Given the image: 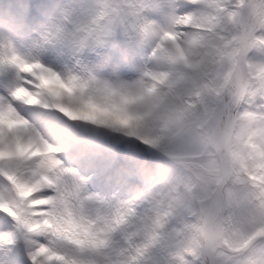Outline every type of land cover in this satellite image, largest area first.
Wrapping results in <instances>:
<instances>
[{"label": "snow or ice", "instance_id": "snow-or-ice-1", "mask_svg": "<svg viewBox=\"0 0 264 264\" xmlns=\"http://www.w3.org/2000/svg\"><path fill=\"white\" fill-rule=\"evenodd\" d=\"M54 7L52 0H16L13 11L42 21ZM160 11L169 17L163 26L150 18ZM125 18L155 44L157 84L147 104L143 91L121 92L120 102L115 90L98 95L90 82L65 78L0 41V70L16 72L12 86L0 87V264H232L210 248L178 242L188 215L148 180L162 139L151 135L148 116L181 107L170 99L174 66L190 63L182 76L191 79L226 57V68L251 88L238 102L229 90L225 106L264 120V0H178L163 8L124 0L90 21L65 16L41 39L49 45L69 34L98 39L101 25L106 31ZM35 106L61 114L63 127L38 131L26 118ZM229 211L221 207L216 216ZM241 264H264V248Z\"/></svg>", "mask_w": 264, "mask_h": 264}, {"label": "rangeland", "instance_id": "rangeland-1", "mask_svg": "<svg viewBox=\"0 0 264 264\" xmlns=\"http://www.w3.org/2000/svg\"><path fill=\"white\" fill-rule=\"evenodd\" d=\"M123 2L124 0H108L107 3H102L101 0H52L55 7L49 20L65 21V16H68L71 20L86 22L96 18L103 8L118 6ZM156 6L163 8L161 5ZM186 11L189 9L186 8ZM8 15L9 13L3 14L6 17ZM22 18L26 23L17 29V34H42V21L24 16ZM154 18L162 25L163 19L167 22L169 17L167 13L160 11ZM113 37L111 45H98L100 58L97 54H92L98 62L84 61L71 68L77 78L90 82V90L98 95L106 93L100 79L103 69L112 70L111 75H107L110 80L116 78L117 67H122L126 75H130L131 70L136 69V63H130L129 58L144 50L148 52L149 44L152 43L144 37L142 26L135 19L125 18L117 22ZM196 58L200 59L199 56ZM118 62L124 64L113 65ZM212 64L213 62L207 64L209 72L205 77L208 85L203 91L197 89L198 85L190 78L182 80L178 85L176 98L181 107L175 110L174 126L170 129L171 132L161 131L154 135L162 139L159 149L153 151L167 162L168 169L174 173L173 177L181 188L179 203L187 211L188 219L184 221V231L177 237L178 242L186 249H203L205 228L212 224L216 257L221 261L241 264L251 261L264 248V215L259 210L264 202L257 200L259 195L253 190L247 194L242 193L243 183L234 170V145L232 148L233 138L238 130V116L231 111L227 115L228 107L224 104V97L230 90L233 101L236 95L234 102H238L246 95L249 83L236 76L230 67L226 68L225 63L217 67ZM189 69L190 63L179 65V77L185 71L190 72ZM184 94L188 96L182 97ZM229 115L232 117L228 128L226 116L228 120ZM227 163L230 170L224 194L226 208L230 211L223 217L215 218L214 214L221 206L220 191L217 192L221 185L219 176ZM16 227L20 230L18 225ZM185 254L191 253L186 251Z\"/></svg>", "mask_w": 264, "mask_h": 264}, {"label": "bare ground", "instance_id": "bare-ground-1", "mask_svg": "<svg viewBox=\"0 0 264 264\" xmlns=\"http://www.w3.org/2000/svg\"><path fill=\"white\" fill-rule=\"evenodd\" d=\"M5 11L9 13L6 18H0V41L10 43L15 51L28 60H40L47 66L53 68L61 76L68 78L70 76H75L76 74L71 70L74 64L84 63V61L98 62L99 60L96 56L92 54H97L100 58V46H109L114 42V33L117 27V23L112 25L106 31L103 30L101 25V34L98 39H84L79 40L73 38L71 34L65 37L64 40L57 42L54 45H49L41 39V35L52 30L58 25H62L64 21H50L49 17L42 20V34L24 36L16 33L17 29L24 25L26 21L21 15L13 11L14 4L16 0H5ZM102 3H107L108 0H101ZM153 5H161L162 7L167 5L176 4L178 0H149ZM185 12L186 8L184 9ZM155 18H153L154 20ZM36 21V20H35ZM73 22L78 20L73 19ZM41 22V21H40ZM166 21H162V25ZM149 50L140 52L135 56L129 58L130 63H136V69L131 70L130 75H126L122 67H117L116 78L114 74L112 75L115 79H107V75H111L112 70L103 69L101 72L100 79L103 82V86L106 89L105 92H111L115 90L114 99L117 102L121 101V92L132 91L138 93L143 91L144 101L142 103L147 104L151 93L149 89L153 88L157 84V81L153 79V76L158 73V69L154 66V59L152 57V49L154 48V42L149 44ZM102 50V49H101ZM103 51V50H102ZM104 52V51H103ZM197 59V58H196ZM225 57H218L215 61H212L214 67L220 66L225 63ZM123 62H118L113 64L114 66L123 65ZM153 67V68H152ZM208 67V66H207ZM195 78L191 80L198 85L199 90L203 91L208 85V80L205 74L209 72V68ZM179 66H174L169 75L173 76L175 83L172 85V91L170 94V99L172 101H177L176 91H178V85L182 80H186L187 77L181 75L179 77ZM191 72V69H189ZM144 74V75H143ZM1 78H4L3 86H12L15 82L16 72L12 66H5L0 70ZM143 75V76H142ZM142 76V77H141ZM141 77V78H140ZM140 78V81H136ZM124 84V85H123ZM251 88L250 83L248 84L246 95L249 94ZM166 91L168 89H165ZM92 91V90H91ZM188 94H184L182 97H187ZM188 100V99H187ZM145 111H148L146 108ZM174 111H163L158 113H150L148 116V121L151 125V135L160 133L161 131L171 132L170 129L174 126ZM26 118L29 119L30 123L37 128L38 131L41 129L46 131H54L57 128L63 127L64 119L61 114L57 113L54 109H44L41 106H35L30 108L26 112ZM238 130L233 138L234 143H232V148L234 145V160H235V173L237 178L243 183L241 188L243 194H247L252 190L255 191L260 198V201L264 202V120H261L259 115L256 113L244 112L241 113L237 118ZM157 156V155H156ZM231 159L232 152H231ZM232 162V161H231ZM229 163L222 168V174L219 176L221 180V185L218 189L220 191V201L221 207H226L227 200L224 194L227 188V182L229 178ZM167 166V162L162 158L157 156V166L153 174L148 177L150 183H155L159 186L158 195L162 200L174 203L179 208V199L181 191L178 187L176 179ZM3 178L0 177V181ZM261 183V184H260ZM180 193V194H179ZM189 200V197H186ZM260 212L264 215V204L259 208ZM215 218L216 213L214 214ZM3 214H0V220H2ZM10 219V218H9ZM19 231V230H18ZM264 234V231L262 232ZM215 236H214V226L208 224L205 228V247L210 248L212 251L214 249Z\"/></svg>", "mask_w": 264, "mask_h": 264}, {"label": "clouds", "instance_id": "clouds-1", "mask_svg": "<svg viewBox=\"0 0 264 264\" xmlns=\"http://www.w3.org/2000/svg\"><path fill=\"white\" fill-rule=\"evenodd\" d=\"M172 102H173V103H176V101H172ZM209 150H211V149H210V146H209Z\"/></svg>", "mask_w": 264, "mask_h": 264}]
</instances>
